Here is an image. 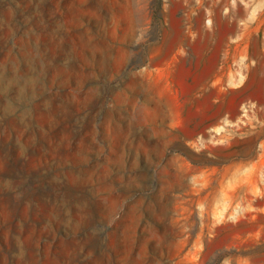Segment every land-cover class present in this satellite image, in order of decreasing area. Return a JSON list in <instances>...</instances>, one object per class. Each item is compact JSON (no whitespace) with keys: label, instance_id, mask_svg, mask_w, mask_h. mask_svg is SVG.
I'll use <instances>...</instances> for the list:
<instances>
[{"label":"rangeland","instance_id":"374dc122","mask_svg":"<svg viewBox=\"0 0 264 264\" xmlns=\"http://www.w3.org/2000/svg\"><path fill=\"white\" fill-rule=\"evenodd\" d=\"M229 1L0 0V264H264V55L205 41Z\"/></svg>","mask_w":264,"mask_h":264},{"label":"crops","instance_id":"0c3cea01","mask_svg":"<svg viewBox=\"0 0 264 264\" xmlns=\"http://www.w3.org/2000/svg\"><path fill=\"white\" fill-rule=\"evenodd\" d=\"M222 8L217 33L205 40L210 54L234 58L264 55V22L259 19L264 0H230Z\"/></svg>","mask_w":264,"mask_h":264}]
</instances>
